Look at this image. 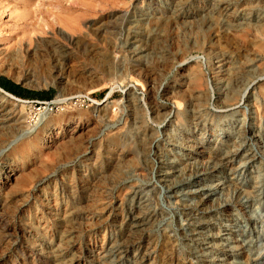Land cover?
<instances>
[{
  "label": "rangeland",
  "instance_id": "374dc122",
  "mask_svg": "<svg viewBox=\"0 0 264 264\" xmlns=\"http://www.w3.org/2000/svg\"><path fill=\"white\" fill-rule=\"evenodd\" d=\"M218 1L251 21L227 26ZM258 14L264 0H0V76L52 94L0 95V264H264V172L219 210L184 200L198 165L180 167L202 138L191 92L217 110L211 55L264 53ZM170 162L182 174L167 183Z\"/></svg>",
  "mask_w": 264,
  "mask_h": 264
},
{
  "label": "bare ground",
  "instance_id": "6f19581e",
  "mask_svg": "<svg viewBox=\"0 0 264 264\" xmlns=\"http://www.w3.org/2000/svg\"><path fill=\"white\" fill-rule=\"evenodd\" d=\"M173 4L175 11L172 14L175 17H172L183 19V15L177 9L179 4L177 2ZM223 6L225 7L224 17L229 27L237 28L241 26L242 22H250L252 19L247 14L243 15L237 11L232 12L230 4L227 5L222 1L214 2L212 9ZM252 21L260 27L263 25L264 18L258 14ZM252 73L254 76L250 78ZM208 74L219 92L216 101L217 110H212L210 104L212 97L206 92L207 90L194 89L191 92V102L189 104L191 121L195 126L196 134L199 133L202 138L199 143H196V146L190 143L184 145L185 156L180 160V167L198 165L196 179L188 184L190 186L187 185V191L183 196L184 200L190 202L195 197L199 199V204L202 205L212 201V207L220 210L233 205L232 195L234 198L242 195L254 198V195L260 192L263 187V179H260L259 176L264 170H259L255 165L264 154V150L262 151L264 140L261 138V130L264 128V94L256 87L264 77V53L256 54L253 59L236 58L223 52L212 53L211 69ZM0 95L3 98L26 103L1 88ZM243 106L248 113L241 116ZM210 115L216 116L218 122H225L229 118H232L233 121L223 123V126L218 122L215 125L213 122L209 123L208 117ZM221 136L223 138L220 139ZM219 142L220 146L217 145ZM198 157H202L204 160ZM175 163L177 161L173 164ZM173 164L172 162L164 164L165 170L160 174L163 182L169 183L172 179L181 176V169L173 166ZM250 168H253V170H250ZM246 172L251 173L250 176L253 181L251 190H247L242 182V176ZM216 173L224 174V177L214 183L211 178H214ZM241 211L249 214V220L254 221L256 219L255 216L250 214L247 207L245 208L242 205ZM243 246L241 245L240 249L246 250V246Z\"/></svg>",
  "mask_w": 264,
  "mask_h": 264
},
{
  "label": "trees",
  "instance_id": "16d2710c",
  "mask_svg": "<svg viewBox=\"0 0 264 264\" xmlns=\"http://www.w3.org/2000/svg\"><path fill=\"white\" fill-rule=\"evenodd\" d=\"M0 88L10 93L11 95L17 98H21V99H26V97L29 95H35L37 97L46 98V100L48 101V100H51L50 97H52V94L49 91L34 93V92L24 90L18 84H15L11 80L6 79L2 76H0Z\"/></svg>",
  "mask_w": 264,
  "mask_h": 264
},
{
  "label": "clouds",
  "instance_id": "9594fccd",
  "mask_svg": "<svg viewBox=\"0 0 264 264\" xmlns=\"http://www.w3.org/2000/svg\"><path fill=\"white\" fill-rule=\"evenodd\" d=\"M25 133H30L27 129H25ZM30 137H27L25 138L24 136L20 137L19 139L15 138L13 139V141L11 142V145L10 147H16V146H19L25 142H27V140L29 139ZM0 155H3V151L0 150Z\"/></svg>",
  "mask_w": 264,
  "mask_h": 264
},
{
  "label": "water",
  "instance_id": "95a60500",
  "mask_svg": "<svg viewBox=\"0 0 264 264\" xmlns=\"http://www.w3.org/2000/svg\"><path fill=\"white\" fill-rule=\"evenodd\" d=\"M17 98V97H16Z\"/></svg>",
  "mask_w": 264,
  "mask_h": 264
}]
</instances>
